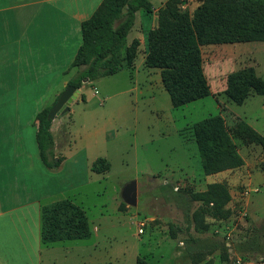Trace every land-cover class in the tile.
Segmentation results:
<instances>
[{
	"label": "rangeland",
	"instance_id": "374dc122",
	"mask_svg": "<svg viewBox=\"0 0 264 264\" xmlns=\"http://www.w3.org/2000/svg\"><path fill=\"white\" fill-rule=\"evenodd\" d=\"M149 1L153 14L136 15L127 44L138 33L155 29L157 10L166 0ZM178 1L181 10L191 13L205 0ZM200 50L210 91L204 98L173 108L158 71L145 68L139 54L134 73L122 69L95 80L81 88L84 102H73L69 113L59 115L72 145L87 146L90 157L110 159L103 174L90 172L82 160L54 178L48 174L52 188L57 177L67 186L76 183L71 195L98 229L89 238L98 246L70 251L77 258L71 264L92 256L100 261L110 256L109 264H135L137 257L150 264H264V146L235 141L243 165L224 176H205L191 128L221 114L228 127L243 121L264 137V95L251 92L241 105L224 95L229 87L251 79L264 82V42L205 45ZM77 72L70 69L69 77ZM131 182L135 206L124 204L120 196ZM216 182L225 183L231 196L221 219L197 217L198 204L186 208L174 199L177 189L203 191ZM139 222L145 223L143 235L137 234ZM194 239L216 248L201 251ZM62 254L54 253L57 264H63Z\"/></svg>",
	"mask_w": 264,
	"mask_h": 264
},
{
	"label": "trees",
	"instance_id": "16d2710c",
	"mask_svg": "<svg viewBox=\"0 0 264 264\" xmlns=\"http://www.w3.org/2000/svg\"><path fill=\"white\" fill-rule=\"evenodd\" d=\"M178 4V0H166L157 10L155 29L147 33L146 64L159 69L161 84L173 108L210 95L202 70V46L264 42V3L259 0H205L191 13L181 10ZM137 14L140 17L153 14L149 0H102L80 24L81 43L69 66V70L76 68L78 72L67 85L79 89L83 83L114 75L122 69L133 70L139 41L132 39L127 44L126 38ZM251 92L264 95V82L251 79L229 87L224 95L241 105ZM57 98L35 118L39 158L49 170L58 168L61 161L53 154L51 121L47 119ZM80 100L84 102L83 95ZM191 128L205 176L233 171L243 165L235 141L264 146V137L248 124L237 121L228 127L221 114L196 122ZM109 169L110 164L104 158H97L90 166L97 175ZM173 192L174 199L182 200L186 208L198 204L196 216L202 218L221 219L231 200L223 182L208 184L203 191L183 188ZM169 234L174 237L172 230ZM40 237L43 244L88 239L90 229L85 211L68 199L42 206ZM191 241L201 251L216 248L215 245L204 247L205 241L199 239ZM135 264L150 263L137 257Z\"/></svg>",
	"mask_w": 264,
	"mask_h": 264
},
{
	"label": "crops",
	"instance_id": "0c3cea01",
	"mask_svg": "<svg viewBox=\"0 0 264 264\" xmlns=\"http://www.w3.org/2000/svg\"><path fill=\"white\" fill-rule=\"evenodd\" d=\"M101 2L0 0V264H57L54 253L62 251L63 264H71L77 258L72 257L70 251L94 249L99 244L89 241L93 233L98 232L89 221L88 239L41 242L42 206L63 199L77 205L71 195L77 189L76 183L67 186L57 177L54 179L57 186L52 188L50 181L47 182L48 174L60 175L68 164L77 165L79 160L90 170L97 158H104L109 164L110 159L107 155L90 157L87 146L77 148L73 144V147L71 133L62 131L58 116L51 121L50 132L53 154L61 161L58 168L47 169L37 150L35 118L53 103L71 79L69 66L81 43L80 24ZM147 33L142 31L133 39L139 41L142 65L155 69L146 64ZM135 68L134 62L133 73ZM155 70L159 76V69ZM93 82L83 83L79 91ZM80 95L73 102L79 101ZM110 261V256L102 257L101 261L92 256L76 262L109 264Z\"/></svg>",
	"mask_w": 264,
	"mask_h": 264
},
{
	"label": "water",
	"instance_id": "95a60500",
	"mask_svg": "<svg viewBox=\"0 0 264 264\" xmlns=\"http://www.w3.org/2000/svg\"><path fill=\"white\" fill-rule=\"evenodd\" d=\"M80 91L72 86L67 85L58 96L56 102L50 108L47 119L52 121L59 115L68 111L70 104L78 97ZM121 199L127 206L136 205V187L135 183H127L120 192Z\"/></svg>",
	"mask_w": 264,
	"mask_h": 264
},
{
	"label": "built area",
	"instance_id": "2783aa9c",
	"mask_svg": "<svg viewBox=\"0 0 264 264\" xmlns=\"http://www.w3.org/2000/svg\"><path fill=\"white\" fill-rule=\"evenodd\" d=\"M144 228H145V223L139 222L137 225V232L139 235L143 234Z\"/></svg>",
	"mask_w": 264,
	"mask_h": 264
}]
</instances>
